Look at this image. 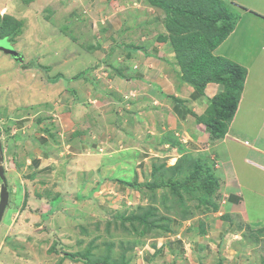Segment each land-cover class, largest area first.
Wrapping results in <instances>:
<instances>
[{
	"label": "crops",
	"instance_id": "1",
	"mask_svg": "<svg viewBox=\"0 0 264 264\" xmlns=\"http://www.w3.org/2000/svg\"><path fill=\"white\" fill-rule=\"evenodd\" d=\"M19 1L24 7L27 6V9L32 8L31 4L22 0H6L0 5V16L7 14L15 20H22L23 17L16 19L14 17L16 15L11 10L12 6L18 7ZM228 1H230V4L227 3L229 11L235 15L234 29L212 50V53L214 56H221L229 65L237 64L246 73L242 88L236 92L237 109L231 119L223 121V132L218 138L212 136L203 121L215 116L213 100L225 94L228 86L222 81L208 80L202 87L195 82L200 81L201 76L192 79L195 83L184 80L183 67L173 45L171 50L163 46L156 47L153 53L130 51L128 54L132 57L126 62L123 61L125 62L123 67L117 71L119 74L116 78L119 82L113 79L112 81L116 82H111L103 89H100L88 74L86 79L70 75L67 69L73 64L67 65L68 55L62 59L56 58L57 62L53 65L47 64L45 55L51 59L53 57L52 52L46 50L44 46L38 47L37 56L30 66L25 54L24 61L15 60L17 61L15 70L18 71L19 78L28 76L33 82H37L35 87L39 95L37 100L39 98L42 102V107L37 112H32L36 100L29 101L23 106L18 103L10 105L15 112L24 109L34 113L32 114L34 116L39 113L45 116L44 113L48 112L47 118L50 119L52 115L57 118L61 116L60 120L57 119L60 129L75 125L80 115L68 112L70 110L61 107L65 104H59L61 101L58 92L63 91L64 96L67 97H65L66 103L70 100L69 95L66 94L65 81H67L77 93L83 94H80L81 97L76 96L84 99L78 108L82 109L85 101L89 105L88 114L94 115L93 121L84 117L83 122L76 129L85 124L86 127L91 126L93 130L104 127L112 130V135L108 138L119 145L116 154L119 159L116 164L119 166L118 169L124 170V175L121 177L110 173L112 170H109L106 173L97 171L95 177L130 181L127 178L135 173V181L140 178L138 170L143 169L142 173L147 178L153 175L154 163H164L166 168L163 176H169L176 181L188 172L193 162H202L211 168L217 182L211 201L198 200L193 206L180 207L184 209L183 213L179 212L175 218L167 220L163 225L164 228L159 225H154L155 230L149 228L151 234L141 240L137 254L128 253L124 263L119 260L118 264H259V262L264 264V10L253 8L239 0ZM258 1L264 3V0ZM39 32L40 37L45 39L43 31ZM128 45L137 49L142 47L140 44L130 43L126 44V47ZM28 53L31 54L29 51ZM23 62L27 66H24ZM42 64L46 65L42 71L43 75L37 77L30 73V70L35 67L38 69ZM55 65L59 66H56L58 69L53 72ZM212 69L213 73L217 74L221 67H212ZM79 73L78 70L77 74ZM207 73L208 77H211V73ZM119 83L129 86V90L120 88ZM93 85H96L95 89ZM101 92L108 97H104ZM108 98L114 102L113 106H109L110 101H106ZM50 107H52L51 111L48 110ZM45 119V117H37L36 121H30L32 125L29 128L25 125L27 122L25 117L10 116L6 123L16 134L17 131L23 133V135L19 134L20 140L16 147H19V151L22 150L20 146L22 145L28 153L25 157L26 163L25 159H21L19 164L25 163L23 169L37 171L43 177L55 173L57 165L55 161L63 156L62 152L59 156L56 151L59 139L54 136L51 124ZM26 128L27 131H24ZM74 134L81 140H87L88 133L81 129ZM13 135L15 134L12 133ZM14 139L16 140V137ZM24 139L28 141L26 145ZM101 144L104 145V141H101ZM97 145L100 144L93 143L92 147L95 148ZM76 150L75 148L74 151L77 153ZM11 151L10 148L9 152ZM154 151H159L161 154H152ZM103 159L107 157H101V160ZM131 162L133 166H130ZM149 162L151 167L148 171ZM19 164L16 167H19ZM5 175L10 181L19 176L17 171L14 174L7 172ZM94 180L87 184L85 190L90 194H99L104 189H99L102 187L98 185L100 179ZM2 182L0 177V192ZM139 182L143 183V181ZM108 185L105 180V187L108 188ZM116 187L122 193L129 188L121 182H118ZM23 190L25 191L22 187L17 193L24 194ZM9 192L12 200L13 192L12 190ZM112 207H114L112 203L106 202L96 209L100 213L101 210ZM11 209L9 202L5 219L8 218ZM37 216L34 214V217ZM7 220V222L2 220L0 223V237L3 234L5 237L10 236L7 239L3 238L6 242L1 240L0 264H11L14 262L13 258L17 261L19 255L24 252L23 249H26L25 256H29L30 264H54L44 259L45 251L38 249V252L43 254H35L37 253L35 244L38 248L44 247L40 242L46 238V235L49 236L50 232L59 236L61 232L58 224L54 225L49 221L52 224L49 230L40 225L37 230H42L37 232L28 220H24L23 224L11 217ZM19 221L21 222L20 219ZM22 232L28 235L21 237L25 242L22 243L24 248L20 246L19 250H13L15 254H11L8 247L3 245L17 238L14 234H22ZM76 255L80 256L77 253ZM47 256L55 258L53 254ZM58 258V264H90L85 256L73 259L64 256ZM24 260L15 264H26L27 261Z\"/></svg>",
	"mask_w": 264,
	"mask_h": 264
},
{
	"label": "rangeland",
	"instance_id": "2",
	"mask_svg": "<svg viewBox=\"0 0 264 264\" xmlns=\"http://www.w3.org/2000/svg\"><path fill=\"white\" fill-rule=\"evenodd\" d=\"M4 1L6 0H0V5ZM22 1L31 4L32 8L27 9V6L24 7L20 1L18 2V7L12 6L11 10L16 15L13 16L16 19L23 17L21 20L22 24L17 33L8 36H3L2 34L0 43L2 45L9 44L22 54L24 53L26 58H28V64L33 63L34 57L37 56L36 50L42 46L52 52L51 56L53 59L45 55V62L47 64L53 65V63L57 62L56 58L62 59L68 55L66 57L69 60L67 65L70 63L73 64L70 69H67L71 72L69 74L74 76L79 70L84 79H86L88 74L96 82V85L98 84L100 89L109 86L111 82H116L117 74H119L117 71H119L120 67H123V63L132 57V55L128 54L130 51L131 53H153L155 52L154 49L159 46L166 47L169 50L172 49L173 33L167 25V17L180 19V14L183 11L168 12L159 2L169 5L173 4L182 8H200L206 12L209 6L211 9L213 7L214 10L220 6L218 0L216 2H210L208 0ZM239 1L249 4L253 8L256 7L264 10V3L258 0ZM228 2L230 4V1L227 0L226 5H228ZM217 12L214 11L211 14L215 15ZM39 31H43L44 36L49 39H42ZM60 36L61 38L59 39ZM129 43L140 44L142 47L141 49H137V47L128 45V48L126 44ZM0 51V137L2 139L1 143L4 157H6L3 158L2 165L4 167V175L7 172L14 174L15 171L19 175L15 178L11 176L13 178L11 181L5 177L7 179L5 182H2V184L5 183L7 185L9 191L12 190L13 192V198L12 200L10 199V207L12 209L10 210L11 212H8L7 217L15 219L20 224H23L24 220H28L30 221V225L34 226L36 230L40 225H42V228L46 227L45 229L49 230L53 223L54 225L58 224L62 234L58 236V234L50 232L49 236L46 235V238L40 242L44 247L38 248V245L35 244L37 247L36 255L43 254L38 252V249H41L46 253L43 256L44 259L54 264H58V256L62 258L63 256L71 257L70 255L76 253L80 254V256H85L90 264L124 263L126 257L129 255L128 253L134 254L136 252L135 254H137L141 240L151 234L149 229H146L144 224L139 222L138 219H131L133 215H143L144 212H149V217H151L149 220L151 223L149 228L155 230L154 225H159L158 221L162 225L164 223L162 222L163 220H169L172 217L175 218V215L179 212L183 213L184 209H180V207H184L185 205L193 206L194 203L198 202L199 199L197 196L203 191H196L193 194H189L184 191L185 189H174L168 186L155 189L148 188L147 186L139 188L129 186L127 191L122 193L116 187L119 182L118 178L107 177L104 179L99 176L95 177L94 175L97 171L106 173L109 170H112L110 173L115 175L117 174L121 177L124 175V170L118 169L119 166L116 164L119 159L116 155L119 145L111 142L108 138L112 135V130H107L105 127L98 128L99 130H93L91 126L86 127L85 124L76 129L83 122L84 117L86 120L93 121L94 115L92 113L88 114L89 105L85 101H83L84 107L82 109L78 108L79 104L84 100L80 99V94H83L81 92L77 93V90L67 81H65L66 94L69 95L70 100L68 99L69 101L66 103V96H64L63 91L58 92L61 101L59 104H65L61 107L65 108V110H70L68 112H74L73 114L80 115H76L79 118L77 120L78 123L71 127L67 126L60 129L57 119L60 120L61 116L57 118V116L54 117L52 115V119H50L47 118L49 115L48 112L44 113L45 116L42 113L36 114L37 116L32 115L34 114L32 112H37L42 107L40 99L38 98L37 100V96H39L35 90L37 82H33L32 78L28 76L19 78L18 71L15 70L17 67L15 58L2 50ZM56 66L59 65L53 67V72L58 69ZM44 67L46 65L42 64L40 68L36 69L35 67L30 70V73L40 77L43 75L42 71ZM113 79L115 80L112 81ZM107 83L109 84L107 85ZM96 85H93L94 89ZM119 85L120 88L129 90V86L126 87L120 83ZM98 91L100 92L101 90ZM102 94L104 97H108L104 92ZM76 96L80 97L76 98ZM115 98L117 99V97ZM32 100L36 101L33 103L31 113L24 109L15 112L13 107L10 106L15 103L23 106ZM106 101H110L109 106L114 105V102L109 98ZM48 110L51 111L52 107ZM10 116L12 118L25 117L27 120L25 123L27 128L32 125L30 121H36L37 117H45L46 122L51 124V128L55 133L54 136L59 139L57 141L59 146L56 148V151L59 156V153H63V156L58 161H55L57 163L55 173L43 177L37 171L23 169L26 163L25 157L28 152L23 149L22 145H20L22 150L18 151L19 147L16 146L20 140L19 134L23 135V133L17 131L16 134L6 124ZM27 128L24 131H27ZM80 129L88 133L87 140H81L78 135L75 136L74 133H77ZM12 133L15 135L12 136ZM14 137H16V140ZM101 141H104V145L101 144ZM27 142L25 140V145ZM96 142L100 145H97L95 148L92 147V144ZM10 148L12 150L11 152H9ZM75 148L78 151L77 153L74 151ZM15 151L16 153H14ZM155 153L158 155L161 154L159 151H154L152 154ZM165 154L163 155L165 156ZM101 157H107V159L101 160ZM21 159H25L23 165L21 163L19 164ZM18 164L19 167H16ZM130 166H133L132 162ZM147 167L149 171L151 167L150 162ZM129 168L133 169L134 167ZM88 169H91V171ZM199 171L196 170V172H193L194 176ZM138 172L140 173V178L137 176V181L154 182L153 180L155 178H153V175L146 176L147 178H145V175L142 173L143 169L138 170ZM201 172L204 174L210 172L212 174L211 168ZM135 175L134 173L127 179L134 181ZM206 177H201L198 182L205 181ZM168 178L169 176L165 175L161 179L158 178V180L166 182ZM94 179H100L98 185H102V187H99V189H104L99 194H90L85 190L87 184L93 182ZM179 179H182V176ZM105 180L109 184L108 188L105 187ZM210 180L215 181L212 177H210ZM22 187L25 189V191L23 190L25 193H17ZM180 197L182 198L181 201ZM106 202L112 203L114 207L101 210L98 213L96 208ZM60 212L62 214H59ZM34 214H37L39 217H34ZM7 219L3 217V221L6 220L7 222ZM41 230H37V232ZM8 237L10 236L8 235ZM8 237H5L3 234L0 237V244H2L1 240L6 242ZM14 237L17 238L3 245L8 247L7 249L11 254H15L16 252H13V250H19L20 246L24 248L22 243L25 242L21 240V237H28V235L22 232V234H14ZM60 237L63 238L61 239ZM23 251L17 261L16 258H13L14 262H11V264H15L16 262L21 263L23 259L27 261L26 264H30L29 256H25L26 249H23ZM51 254L54 255V259L47 256ZM259 264L262 263L259 262Z\"/></svg>",
	"mask_w": 264,
	"mask_h": 264
},
{
	"label": "trees",
	"instance_id": "3",
	"mask_svg": "<svg viewBox=\"0 0 264 264\" xmlns=\"http://www.w3.org/2000/svg\"><path fill=\"white\" fill-rule=\"evenodd\" d=\"M208 1L216 2V0ZM218 1L220 2V6H218L217 9L215 8V10L213 7L211 9L209 6L207 12L200 8H182L173 4L169 5L159 2L168 12L183 11V13H185L180 14V19H171V17H167V25L173 33L172 44L178 54L180 64L185 74L182 78L193 82V78L201 76V80L195 82H198V85L202 87L208 80L222 81L228 86V90L225 94L213 100L215 116L203 121L212 136L217 138L220 137L223 132V121L231 119L237 109L238 95L236 92L242 88L246 73V71L237 64L230 63L229 65L228 61L222 59L221 56H214L212 53V50L230 34L235 25V15L229 11L224 0ZM214 11L218 12L215 15L211 14ZM21 24V20H15L7 15L0 16V33L3 34V36L15 34L18 32ZM219 66L221 67L220 72L217 71V74L213 73L214 70L212 67L216 68ZM207 72L211 73V77H208ZM81 74L82 73H79L74 77H82ZM180 164L181 162L177 167H179ZM165 168L164 163L153 164V178L155 179L152 183H142L137 180H119V182L132 188L147 186L148 188L155 189L168 186L174 189H185L184 191L189 194H193V192L196 191H203L197 196L198 199L201 201H211L216 190L215 187H217V182L216 180H210V177L214 178L213 174H210V172L207 174L201 172L210 169L207 164L193 162L188 172L184 173L182 179L174 181L169 177L166 182H162L158 180V178L161 179L163 177ZM191 169L193 170L190 171ZM196 170L200 171L194 176L193 172H196ZM203 176H207L206 180L198 182ZM181 200L182 198L180 197V201ZM150 218L149 212H144L143 215H133L131 217V219H138L139 222L144 224L146 229H149L151 224L149 221ZM166 221L167 219L163 220L162 222L164 223L159 225L164 228L163 225H165ZM158 223L161 222L158 221ZM70 256L71 258H80V256L76 254Z\"/></svg>",
	"mask_w": 264,
	"mask_h": 264
},
{
	"label": "water",
	"instance_id": "4",
	"mask_svg": "<svg viewBox=\"0 0 264 264\" xmlns=\"http://www.w3.org/2000/svg\"><path fill=\"white\" fill-rule=\"evenodd\" d=\"M0 50L4 51L7 54L12 55L13 57L17 59H20V60L23 59V56L20 53H18V51H16L14 47H12L9 44L2 45L0 43ZM3 158H4L3 148H2V143L0 140V177L5 182L6 178L4 175V167L2 165ZM9 202H10V192L8 190L7 185L3 183L1 185V192H0V223L3 220L4 214L9 205Z\"/></svg>",
	"mask_w": 264,
	"mask_h": 264
},
{
	"label": "clouds",
	"instance_id": "5",
	"mask_svg": "<svg viewBox=\"0 0 264 264\" xmlns=\"http://www.w3.org/2000/svg\"><path fill=\"white\" fill-rule=\"evenodd\" d=\"M3 16H4V15H3ZM12 47H13V46H12ZM14 48H15V47H14ZM15 49H16V48H15ZM16 51H18V50H16ZM18 53H20V54L23 56V59H22V60H20V59H17V58H15V57H14V58H15V60L24 61V55H23L24 53L22 54V53H21V52H19V51H18ZM23 63H24V62H23ZM28 65L30 66V64H28ZM24 66H27V65H25V63H24ZM13 110H14V109H13ZM0 140L2 141L1 137H0ZM3 153H4V152H3Z\"/></svg>",
	"mask_w": 264,
	"mask_h": 264
}]
</instances>
